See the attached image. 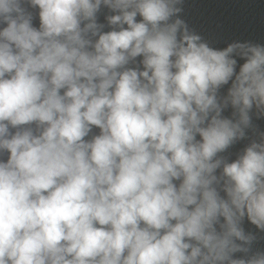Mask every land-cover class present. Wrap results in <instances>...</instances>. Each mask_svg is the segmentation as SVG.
<instances>
[{"label": "clouds", "instance_id": "obj_1", "mask_svg": "<svg viewBox=\"0 0 264 264\" xmlns=\"http://www.w3.org/2000/svg\"><path fill=\"white\" fill-rule=\"evenodd\" d=\"M184 4L0 0V264H264V43Z\"/></svg>", "mask_w": 264, "mask_h": 264}]
</instances>
